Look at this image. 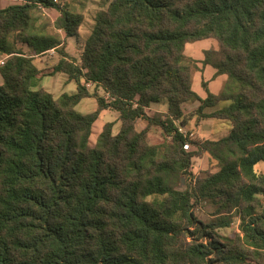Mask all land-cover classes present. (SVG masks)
Listing matches in <instances>:
<instances>
[{
    "label": "trees",
    "instance_id": "obj_1",
    "mask_svg": "<svg viewBox=\"0 0 264 264\" xmlns=\"http://www.w3.org/2000/svg\"><path fill=\"white\" fill-rule=\"evenodd\" d=\"M19 1L0 10V53L9 56L0 66V264H264V174L256 171L264 162V0H101L76 58L58 30L79 45L84 16L55 0ZM41 6L60 16L41 21ZM203 40L219 48L202 64L227 77L219 95L202 82L204 99L193 89L198 62L186 54ZM52 50L60 60L40 70L35 56ZM57 73L77 91L56 98L36 88ZM92 96L97 109L80 113ZM223 101L229 106L205 113ZM194 102L188 120L184 105ZM164 103L167 112L148 114ZM108 109L119 113L120 130L107 122L91 145ZM196 117L226 121L230 132L218 140L181 133ZM154 127L163 142L153 140ZM187 142L195 151L184 150ZM201 154L219 170L181 190ZM201 202L216 208L213 223L197 219ZM233 212L240 235L218 236Z\"/></svg>",
    "mask_w": 264,
    "mask_h": 264
},
{
    "label": "rangeland",
    "instance_id": "obj_2",
    "mask_svg": "<svg viewBox=\"0 0 264 264\" xmlns=\"http://www.w3.org/2000/svg\"><path fill=\"white\" fill-rule=\"evenodd\" d=\"M58 3L59 4L66 3L71 12L84 16V21L80 28V36L78 38L79 45H77L76 39L74 38L67 39V52L69 54H74L76 51V48L77 50H79L80 48L79 46L84 44L87 38L90 36L92 32V28L94 26L95 17L97 13L101 10H104L105 8H103L101 0H58ZM41 16H42L41 21H45L49 19V17H47L46 15L45 16L41 15ZM51 27L48 26L47 32L56 33L57 31L52 30ZM11 41L13 42V39ZM212 45L217 47V49L219 48L218 43L215 40H204V41L188 44L186 48V54L188 57H191L196 53L200 55H204V51L206 49H210ZM38 66H42L40 62H38ZM199 84H200V87L203 88L202 82L199 81L198 85ZM198 85L195 84L194 86L195 91L202 95L203 93H201V91L199 90ZM73 86H76L75 81L72 82V86L65 87L64 91L61 94L63 93L71 94L73 92ZM89 91L92 94H96L95 89H91ZM98 93H99L98 94L99 96L105 97L109 101L110 98H108L109 96H107L105 92L99 90ZM56 96H60V95L57 94ZM229 104H230L229 101H223L215 108L206 109L205 113L210 114L218 109L229 106ZM198 106H199V102L187 103L184 105V111H185V114L188 120L193 117V116L191 117V115L192 113L196 111ZM97 107H98L97 99L96 97L92 96L89 98V100L82 101L77 106V110L82 114H88L96 110ZM159 107H161L163 110H166L167 105L166 103H164V104L159 105ZM107 122L115 123V126H114L115 133H117L120 130L121 123L119 121V113L115 110L105 111L100 117V119L95 124V129L93 130V134L91 136V145H94L96 143L98 131L100 130L98 127L102 126V124L105 125ZM189 122L190 123H188L187 127L182 128L180 132L184 134H188L190 131L194 132L195 129L197 128V132L200 135V138H203V139H214V138L215 140L221 139L229 134L230 128H231L228 122L220 121L216 119H205L204 121H198V118L196 117L190 120ZM200 122L201 124L199 125ZM145 126H146V123L144 121H141V120L138 121L137 127L139 130L143 129ZM197 126H200V127L198 128ZM151 134H152L153 140L156 143L163 142L164 137L162 134V130L160 128H155V127L152 128ZM169 140L171 141V137ZM189 151L190 152L195 151V148L191 144H190ZM218 170H219V167L217 163L211 160L208 155L206 154L198 155L193 159V165H192L190 176L187 178L183 177L181 184H180V189L185 190L188 184H195L198 178L204 177L206 174L210 172L215 173ZM256 171L259 174H264V162L256 166ZM194 212H195L197 219L203 224L213 223V221H215L218 217L215 214L216 208L209 202L196 203ZM228 218H231L230 227L219 228L217 229L216 234L220 237H227V238L233 239L237 237L238 235H240V230H239V224H240L239 219L240 218L236 212H233L231 216L229 215Z\"/></svg>",
    "mask_w": 264,
    "mask_h": 264
},
{
    "label": "crops",
    "instance_id": "obj_3",
    "mask_svg": "<svg viewBox=\"0 0 264 264\" xmlns=\"http://www.w3.org/2000/svg\"><path fill=\"white\" fill-rule=\"evenodd\" d=\"M58 1V0H57ZM21 2L19 0H0V10L10 6V5H13V4H20ZM60 5L62 6H65L67 5L66 3H60ZM42 15H46L47 17H49V19L54 22L60 15H59V12L56 10V9H53V8H50V9H46L45 13H43L41 11ZM57 14V16H56ZM55 17V18H54ZM59 34L61 35L62 37V40H63V45L65 47V52L71 57V58H76V54L78 53V50L76 48V51L74 54H69L67 52V37L64 33V31L62 30H58ZM75 39V38H74ZM204 41V40H203ZM200 42V41H199ZM76 43H77V40H76ZM23 47V50L25 53L27 54H32V52L27 48V47H24L23 45H19L18 48H22ZM211 48H217L215 47L214 45L211 46ZM210 48V49H211ZM206 50H209V49H206ZM205 50V51H206ZM204 51V52H205ZM9 56L5 55V54H2L0 53V66L1 65V62L2 61H6L8 59ZM193 59H195L197 62H198V67H199V71L195 73L194 75V79H193V89L195 91V84L198 85V82H205L207 84V87L209 89V91L215 95H219L222 90H223V87H224V84L227 80V77L226 75H219V76H216V69L213 68L211 65H203L202 62L204 61V58L205 56L204 55H200L198 53L194 54L193 56H191ZM60 60V55L59 53L56 51V50H52L50 52H48L47 54L45 55H41V56H35V60H34V63L35 65L40 69V70H43V69H46V68H49V67H52L54 66L56 63H58V61ZM38 62L41 63L42 66H38ZM222 80V81H220ZM74 80H70L69 77L64 74V73H57L53 76H48V77H45L43 78L40 82H39V85L38 87H36L37 89H44L46 90L47 92L53 94L56 98L59 97V96H56L57 94H59L60 96L63 95L61 94L65 87L67 86H72V82ZM76 82V81H75ZM81 83L84 85L85 82L81 81ZM3 84V77L2 75L0 74V85ZM198 88L199 90L201 91V93H203L202 95L196 93L202 98H206L207 94H206V91L204 88L200 87V84L198 85ZM77 91V83H76V86H73V93H75ZM219 92V93H218ZM218 93V94H216ZM90 98V97H89ZM89 98H85L84 100L82 101H85V100H89ZM202 98V99H204ZM81 101V102H82ZM80 102V103H81ZM88 102V101H86ZM159 105L161 104H153L150 109L147 110L148 114L152 115L154 114L155 112H167L168 110V105H167V108L166 110H163L161 107H159ZM77 108V107H76ZM97 109V108H96ZM108 110H111V109H108ZM95 111V110H94ZM107 111V110H104L101 112V115L100 117L102 116V114ZM99 117V119H100ZM98 119V120H99ZM97 120V121H98ZM96 121V122H97ZM204 121V120H203ZM190 123V122H189ZM96 124V123H95ZM95 124H94V127H93V130L95 129ZM201 124V122L199 123V125ZM103 124L102 126L98 127L100 130L98 131V135L101 133L102 129H103ZM121 127V126H120ZM198 128L200 126H197ZM195 132L198 134L197 132V128L195 129ZM115 133V132H114ZM199 135V134H198ZM200 136V135H199ZM215 140V138L213 139Z\"/></svg>",
    "mask_w": 264,
    "mask_h": 264
},
{
    "label": "built area",
    "instance_id": "obj_4",
    "mask_svg": "<svg viewBox=\"0 0 264 264\" xmlns=\"http://www.w3.org/2000/svg\"><path fill=\"white\" fill-rule=\"evenodd\" d=\"M55 2L58 3L57 0H55ZM46 9H47V8H44V7H42V6L40 7V11H42L43 13H45ZM43 16H44V15H43ZM4 63H5V61H2V62H1V65H4ZM84 86H85L88 90H91V89H93L94 84H93L92 82H88V83H84ZM183 148H184L185 151H189V150H190V144H189V143H186V144L183 146Z\"/></svg>",
    "mask_w": 264,
    "mask_h": 264
}]
</instances>
